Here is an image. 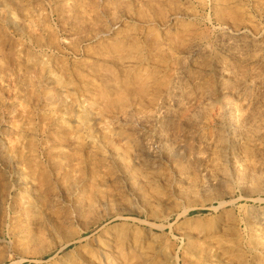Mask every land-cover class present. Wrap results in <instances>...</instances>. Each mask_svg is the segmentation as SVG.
I'll list each match as a JSON object with an SVG mask.
<instances>
[{
  "label": "rangeland",
  "instance_id": "1",
  "mask_svg": "<svg viewBox=\"0 0 264 264\" xmlns=\"http://www.w3.org/2000/svg\"><path fill=\"white\" fill-rule=\"evenodd\" d=\"M235 29L264 43V0H0V264H264V151L248 189L189 159L242 102L214 93ZM194 77L223 98L181 105Z\"/></svg>",
  "mask_w": 264,
  "mask_h": 264
},
{
  "label": "bare ground",
  "instance_id": "2",
  "mask_svg": "<svg viewBox=\"0 0 264 264\" xmlns=\"http://www.w3.org/2000/svg\"><path fill=\"white\" fill-rule=\"evenodd\" d=\"M67 1L68 0H66V2ZM69 3L71 7H74L72 5V1H70ZM184 15L185 14L182 13L172 12V14L168 17L167 22L165 23L172 21L176 22L177 20L181 19L182 16ZM107 31L106 30L102 31L100 32V34L104 35L107 33ZM255 34L256 37H258L257 35L259 34V32ZM220 37H221L220 48H223L224 50L223 52L225 53V55L221 56L222 55L221 54L220 55L221 57L220 58L218 57L219 59L216 61L215 64L216 86L214 88L215 89L214 93H216L218 96L230 95L232 96L230 98H234L237 101H242V102L239 106H232L228 102L221 103L222 105L220 108V112H218L219 113L218 116L216 114L217 117L213 119L212 127L214 128L212 130V133L208 137L199 135L195 139L197 145L195 146V149L190 152L189 159L193 161L195 160L197 163H199V167L202 173L203 172L206 173L209 182L218 181V182H222L223 184L229 180L228 182H232L239 189L258 187L263 172L257 171L254 168V165H256V163L253 164V162L256 160H252L254 157L252 158L250 154L251 152L260 153L264 151V43H256L255 41L252 40L251 43L250 42L244 43L240 39L239 31L236 29L228 30V32L223 33L222 36ZM189 50L187 52L188 55L186 57L189 59L188 56L201 55L200 56L201 60L199 62L201 66L206 63L205 60L207 59V55H210L209 52L198 53V50H195L194 52H192V50L190 51ZM200 79L201 78L198 77L192 78L190 87L185 88V91L183 93L184 98L183 101H181V105L184 104L185 106L186 105L192 106L194 105V103H197L198 104V106L196 105L197 108H200L201 106L210 105L211 101L214 99V97H210L211 95H213L211 90L212 88L210 89V85H207L209 86V89L211 90L212 93L209 94L208 87L206 89L200 87V85H203L202 82H204L201 81ZM248 85L251 87L252 90L249 91L250 92L249 94H244V93H248V91L245 92V87ZM192 89L194 91L193 93L194 95L192 94L193 92ZM173 95L174 97L172 98V101L179 106L180 101L178 100L179 97L177 93L175 94L173 93ZM192 95L193 96L196 95L197 97H192ZM216 98H223V97H215V99ZM169 100H171V98ZM195 100H197L198 102L197 101L195 102ZM163 141H164V137H161L159 140L161 146L163 144ZM10 144L11 143H9V145ZM257 158L259 159L260 157L257 156ZM260 168L262 167L260 166ZM231 192L232 191L226 193V196L230 198L229 201L221 200V202H219L220 208L227 207L228 205L235 206V204H237L241 200L244 201L256 200V198H254L249 193L248 194L245 193L239 196L238 198L234 196L235 197L234 198ZM258 221L260 223V226H263L264 223L263 218H260V220Z\"/></svg>",
  "mask_w": 264,
  "mask_h": 264
}]
</instances>
